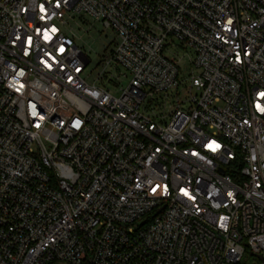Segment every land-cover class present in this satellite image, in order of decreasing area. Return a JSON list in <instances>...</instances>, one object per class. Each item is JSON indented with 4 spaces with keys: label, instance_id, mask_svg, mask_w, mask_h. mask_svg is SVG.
Here are the masks:
<instances>
[{
    "label": "built area",
    "instance_id": "obj_1",
    "mask_svg": "<svg viewBox=\"0 0 264 264\" xmlns=\"http://www.w3.org/2000/svg\"><path fill=\"white\" fill-rule=\"evenodd\" d=\"M95 25L118 96L87 80ZM248 256L264 264V0H0V264Z\"/></svg>",
    "mask_w": 264,
    "mask_h": 264
},
{
    "label": "rangeland",
    "instance_id": "obj_2",
    "mask_svg": "<svg viewBox=\"0 0 264 264\" xmlns=\"http://www.w3.org/2000/svg\"><path fill=\"white\" fill-rule=\"evenodd\" d=\"M115 36L110 31H104L99 25H95L94 29L89 33L83 36L81 41H78V45L81 46L84 51L87 53L90 64L88 65L86 69V76H88V82L90 84H95L98 87H104V82L101 80H98L99 74L102 72L103 64L101 62V56L103 55L105 49L107 47L111 48V45H113ZM185 51H181L180 49L176 48L174 50V53L182 57L184 55ZM188 54L192 55V51L188 50ZM188 55L184 57V60L187 61ZM120 71V70H119ZM107 72H110L115 77L118 75V70L109 69ZM129 84V79H123L122 82L119 84V87H127ZM187 85V84H186ZM115 96L119 95V88L114 86L111 83H106L105 85ZM185 87V86H184ZM181 95L179 97L180 100H187L188 95L186 94L185 90L181 89ZM194 93H198L197 90H194ZM171 102L173 99H170ZM162 96L156 97L154 101H151L150 99H147L145 101L146 105L148 107H153L156 109L158 103L162 102ZM256 258L248 256L247 258H244L241 264H255Z\"/></svg>",
    "mask_w": 264,
    "mask_h": 264
}]
</instances>
